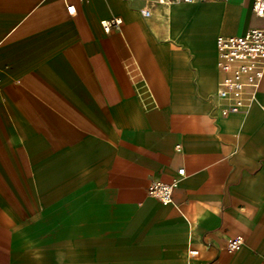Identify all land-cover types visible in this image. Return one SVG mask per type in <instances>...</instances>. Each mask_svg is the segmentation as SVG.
Listing matches in <instances>:
<instances>
[{
	"label": "crops",
	"instance_id": "crops-1",
	"mask_svg": "<svg viewBox=\"0 0 264 264\" xmlns=\"http://www.w3.org/2000/svg\"><path fill=\"white\" fill-rule=\"evenodd\" d=\"M169 1L0 0V264H264V70L216 58L264 18Z\"/></svg>",
	"mask_w": 264,
	"mask_h": 264
},
{
	"label": "built area",
	"instance_id": "built-area-1",
	"mask_svg": "<svg viewBox=\"0 0 264 264\" xmlns=\"http://www.w3.org/2000/svg\"><path fill=\"white\" fill-rule=\"evenodd\" d=\"M180 2L190 3L194 0H179ZM252 12L260 18H264V0H251ZM161 4L170 3L169 0H158ZM66 11L69 15L74 13L73 6H67ZM144 17L149 16L148 11H142ZM118 19L102 23L105 32L110 29H117L120 25ZM216 58L217 69L224 75L220 96L228 92H237L241 89L244 81H259L264 70V29H253L240 37L216 39ZM235 111L234 108L230 109ZM183 170L178 174L183 175ZM175 184H163L152 182L146 189V194L159 201L163 205L172 203V195ZM243 239L234 237L226 241L225 250L228 253H234L240 249ZM188 258L196 256L195 251L188 252Z\"/></svg>",
	"mask_w": 264,
	"mask_h": 264
},
{
	"label": "clouds",
	"instance_id": "clouds-1",
	"mask_svg": "<svg viewBox=\"0 0 264 264\" xmlns=\"http://www.w3.org/2000/svg\"><path fill=\"white\" fill-rule=\"evenodd\" d=\"M37 259H39V257H36Z\"/></svg>",
	"mask_w": 264,
	"mask_h": 264
}]
</instances>
